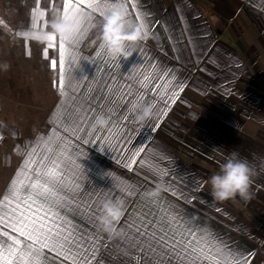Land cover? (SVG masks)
<instances>
[{"label": "crops", "instance_id": "0c3cea01", "mask_svg": "<svg viewBox=\"0 0 264 264\" xmlns=\"http://www.w3.org/2000/svg\"><path fill=\"white\" fill-rule=\"evenodd\" d=\"M123 3L130 23L144 26L146 39L131 46L128 58L113 61L104 52L97 55L98 29L90 25L102 16L86 10L83 36L69 45L66 94L61 95L59 65L55 70L50 67L51 59L59 60L58 37L57 47L49 49L45 59L47 42L34 41L32 33H50L48 21L53 11L62 12L63 0H39L45 16L35 29L31 24L37 0H0V64L11 65L0 72V198L33 149L40 152L49 140L55 147L58 138L71 139L76 149L73 173L86 202L124 199L125 215L132 217L162 206L183 229L195 234L187 240L209 250L221 264H241V260L264 264V148L254 143L253 111L264 105V0ZM145 76L151 78L141 88L137 81ZM161 85L167 91L157 95ZM126 86L144 95L142 101L134 95V103L155 104L152 119L137 123L131 105L110 103ZM93 96L92 110L79 113L85 130L73 137L65 131V120L75 126L78 106ZM113 107L119 115L111 113ZM225 107L232 108L231 115L219 111ZM242 107L249 108L246 118L241 117ZM98 113L111 119L93 132L91 123ZM113 123L117 125L113 133L122 137L119 143L106 140ZM242 124L249 126L247 136L241 133ZM231 152L256 171L255 195L247 201V225L210 198L205 183L208 173L218 171ZM161 181L160 194L147 197L145 193ZM65 213L73 224L101 239L100 264H129L125 250H132L124 235V217L117 225L119 235L109 236L100 231L96 218L81 217L70 209L61 212ZM151 221L147 217L146 222Z\"/></svg>", "mask_w": 264, "mask_h": 264}, {"label": "snow or ice", "instance_id": "6c2138e0", "mask_svg": "<svg viewBox=\"0 0 264 264\" xmlns=\"http://www.w3.org/2000/svg\"><path fill=\"white\" fill-rule=\"evenodd\" d=\"M113 3L114 0H63L62 13L65 19H83L78 33L58 38L59 60H50L53 70L59 65V94H66V58L70 55L69 45L78 43L79 38L83 36L86 10L98 12L103 16ZM44 16L45 13L40 10L37 0V7L32 11L31 27L37 28V21L43 20ZM136 19L139 20L140 17L137 16ZM23 35L27 39L29 33L25 32ZM45 41L47 44L43 49V57L49 59V49L57 47V36L54 33H46ZM102 52L99 46L96 54L101 55ZM150 78L145 76L137 83L144 88ZM53 83L54 86L57 85V81ZM126 87L127 90L121 89L110 103L123 105L124 108L131 105L133 109L136 103L131 98L135 95L142 101L144 95L133 93L131 86ZM155 91L159 95L161 91L166 92L167 88L161 85ZM93 100H96L95 96L78 106L75 126L65 120L68 125L65 131L70 132L73 137L78 138L85 130L81 127L84 120L79 113L91 111ZM125 101L127 103H124ZM151 106L155 107V104ZM110 111L113 115H119L116 107ZM116 127L113 123L108 128L110 135L106 140H116L119 143L122 137L113 133ZM95 130L92 129L93 132ZM91 134L90 132L89 135ZM58 140L55 147L50 146L52 142L49 140L40 152L33 149L17 171L3 198H0V264H64L65 261L70 264H100L97 254L100 251L101 239L73 224L66 218L67 213L61 214L65 209H70L74 214L93 219L100 212L101 204L98 200L92 203L85 201L73 173L75 161L72 155L76 149L72 146L71 139ZM140 151L143 149L133 154L131 162L127 165L129 168L132 163H136L135 156L139 155ZM127 194H132L130 189ZM120 200L125 204L124 199ZM155 203L153 201V204ZM149 216L152 221L146 222ZM157 216L159 220L156 219ZM123 217L124 235L128 248L132 250H125L129 264H197L198 261L206 259L214 261V264H221L218 258L210 255L209 250L199 243L187 240V236L195 234L183 229L177 223L176 217L162 206L159 210L149 208L147 211H141L139 217L125 215L124 209Z\"/></svg>", "mask_w": 264, "mask_h": 264}, {"label": "clouds", "instance_id": "9594fccd", "mask_svg": "<svg viewBox=\"0 0 264 264\" xmlns=\"http://www.w3.org/2000/svg\"><path fill=\"white\" fill-rule=\"evenodd\" d=\"M83 19V18H81ZM81 19L70 21L64 18L61 11H53L52 19L47 27L50 33L59 37L75 35L81 29ZM91 29H98L96 40L104 54L113 61L128 58L132 55L131 46L146 39L140 24H131L127 19L126 5L123 0H116L107 13L98 21L92 22ZM46 32L41 30L32 35V39L38 43L45 41ZM93 40V43H96ZM11 65L7 62L0 64V72H7ZM134 120L143 124L155 115L150 104H136L132 109ZM109 123V117L103 113L95 115L92 129H103ZM255 169L246 159L240 158L237 152H231L220 164L219 170L214 172L205 182L210 188L209 195L214 201L224 202L239 198L245 202L254 198L253 180ZM164 188L163 182L147 191L149 198L157 197ZM124 216V204L120 199H106L100 205V212L96 216V222L101 232L109 236L119 235L117 225ZM243 264V260H241Z\"/></svg>", "mask_w": 264, "mask_h": 264}, {"label": "rangeland", "instance_id": "374dc122", "mask_svg": "<svg viewBox=\"0 0 264 264\" xmlns=\"http://www.w3.org/2000/svg\"><path fill=\"white\" fill-rule=\"evenodd\" d=\"M211 110H213V109H211ZM219 111L222 114L228 116V115H231V112L233 110H232V108L225 107L223 109H219ZM234 111H235V115H236V110H234ZM253 111H254V143L256 145H259L260 148H262V147L264 148V105H261V108L254 107ZM240 112H241V117L246 118L249 115V108L248 107H245V108L242 107V108H240ZM239 127L242 129L241 133L244 136H247V134H245L244 132H248L249 126L242 124V126H239ZM212 174L213 173H208V176L210 177ZM255 180H256V176H255ZM209 191H210V188H209ZM210 198H212V197L210 196ZM233 200L235 202H237L242 207V209L244 208L246 211L243 210L244 211L243 212L240 209H237L229 200L224 201V202H218V203L220 204V206H222V208H224V210L226 212L233 215V218H235L237 220L239 219L245 225L249 224V220L245 216V213L248 212V203L243 201V200H240L239 198H236Z\"/></svg>", "mask_w": 264, "mask_h": 264}, {"label": "trees", "instance_id": "16d2710c", "mask_svg": "<svg viewBox=\"0 0 264 264\" xmlns=\"http://www.w3.org/2000/svg\"><path fill=\"white\" fill-rule=\"evenodd\" d=\"M237 209H240L241 211L245 210L244 208L242 209V207L237 203L235 202L234 200H229ZM246 211V210H245ZM244 212V211H243ZM245 216L247 217V219H249V213L246 212L245 213Z\"/></svg>", "mask_w": 264, "mask_h": 264}]
</instances>
